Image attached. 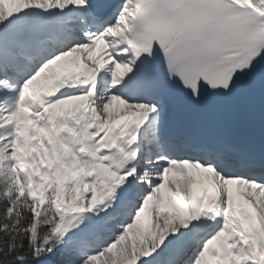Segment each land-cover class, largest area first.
I'll list each match as a JSON object with an SVG mask.
<instances>
[{
    "label": "snow or ice",
    "instance_id": "6c2138e0",
    "mask_svg": "<svg viewBox=\"0 0 264 264\" xmlns=\"http://www.w3.org/2000/svg\"><path fill=\"white\" fill-rule=\"evenodd\" d=\"M0 264H264V0H0Z\"/></svg>",
    "mask_w": 264,
    "mask_h": 264
}]
</instances>
